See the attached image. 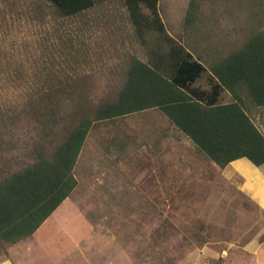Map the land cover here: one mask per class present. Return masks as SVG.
<instances>
[{
    "label": "rangeland",
    "instance_id": "rangeland-1",
    "mask_svg": "<svg viewBox=\"0 0 264 264\" xmlns=\"http://www.w3.org/2000/svg\"><path fill=\"white\" fill-rule=\"evenodd\" d=\"M188 2L160 0L159 12L168 33L204 64L256 28L247 3L217 0L206 2L187 31ZM131 55L147 59L122 0H104L74 17L41 0H0L4 105L36 91L84 85L90 100L59 96L60 128L67 127L77 107L108 100L121 88ZM230 100L224 92L221 101ZM250 117L264 134V108ZM30 130L13 135L12 168L25 163ZM174 130L178 136L156 108L93 124L74 167L76 187L31 236L0 244V257L14 264H258L264 201L247 192L252 182L243 177L256 166L241 159L242 174L222 170Z\"/></svg>",
    "mask_w": 264,
    "mask_h": 264
},
{
    "label": "trees",
    "instance_id": "trees-1",
    "mask_svg": "<svg viewBox=\"0 0 264 264\" xmlns=\"http://www.w3.org/2000/svg\"><path fill=\"white\" fill-rule=\"evenodd\" d=\"M103 1L41 0L63 17L80 15ZM215 1L189 0L184 28L197 24L206 2ZM232 1L247 3L256 28L204 64L168 33L160 0H122L147 59L131 55L121 88L108 100L77 107V118L67 127L60 128L65 114L58 100H90L93 92L84 85L36 91L12 105L0 101V244L31 236L70 195L77 185L74 167L84 140L101 121L156 108L220 169L239 158L255 166L264 163V134L250 117L252 109L264 108V0ZM204 75L205 87L200 85ZM224 92L229 102L221 101ZM25 126L32 131L30 150L25 163L12 168L10 155L18 147L13 135Z\"/></svg>",
    "mask_w": 264,
    "mask_h": 264
},
{
    "label": "crops",
    "instance_id": "crops-1",
    "mask_svg": "<svg viewBox=\"0 0 264 264\" xmlns=\"http://www.w3.org/2000/svg\"><path fill=\"white\" fill-rule=\"evenodd\" d=\"M168 127L169 126H166V128H168ZM174 129H176V128L170 126V130L172 132L175 131ZM175 135L178 136L179 135L178 132L175 131ZM241 159H246V158H239V159L233 160L230 163H228L224 168H222V170L226 168L227 170L230 169L232 173L242 174V172H243L242 170L244 169V167H242ZM214 165H216V164H214ZM243 177H244L245 182H252L251 183L252 186H249V188H247V192L251 193L252 196L257 201H260L259 198H261V201H264V163L261 164L260 166H256V169H254L252 171V176L245 175V173H243ZM260 190H262V193L260 192ZM256 194H258V195L256 196ZM263 244L264 243L259 244V246H257V248H256V250L258 252V257H257L258 264H264V250H262ZM0 264H14V263L11 261L10 258L2 259L0 257Z\"/></svg>",
    "mask_w": 264,
    "mask_h": 264
}]
</instances>
